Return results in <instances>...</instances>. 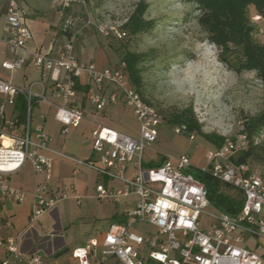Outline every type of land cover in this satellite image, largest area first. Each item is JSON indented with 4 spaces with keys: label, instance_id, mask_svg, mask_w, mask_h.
Wrapping results in <instances>:
<instances>
[{
    "label": "built area",
    "instance_id": "obj_1",
    "mask_svg": "<svg viewBox=\"0 0 264 264\" xmlns=\"http://www.w3.org/2000/svg\"><path fill=\"white\" fill-rule=\"evenodd\" d=\"M87 0H59L62 9L73 4H86ZM262 16L258 13L255 19ZM76 18L68 15L62 29L67 39L56 54L32 52L34 64L45 76L50 73L56 100L46 96V86L39 82L40 92L33 83L28 86L16 84L12 79L0 78V205L2 199L23 202L27 192L15 187L9 176L18 172L29 162L33 170L44 174L32 191L34 205L20 238L32 240L28 251L22 250L12 236L0 237V248L6 256L0 264H42V251L46 252L44 237L37 230L40 217L50 209H56L66 192L51 189L52 159L41 153L48 148L49 135L42 125L37 126L35 139L31 137L32 114L36 100L56 106L55 117L62 123L63 132L70 126H78L84 117L83 109L76 105L78 92L76 79L86 76L90 86L87 97L96 110L123 102L139 122L137 136L97 126L92 131L93 147L100 154L99 163L89 165L102 175L120 180V187L96 185V197L120 202L135 195L132 207L122 223H111L102 239L91 238L83 246L73 248L74 264H264L263 257L246 245L249 236L264 238V168L256 169L249 162L235 163L232 158L248 146L247 138L241 142L226 139L219 147L205 152L206 165L194 166L187 154L166 155L165 161L155 167H145L144 149L155 142L163 116L158 108L146 102L130 82L126 63L100 68L94 62H83L76 55L78 33ZM104 36L125 39V19L104 22L96 17L92 22ZM33 37L32 30L24 22L17 0H7L5 7L4 39L9 58L2 66L11 72L22 68L27 57L20 53ZM64 76L61 77V72ZM110 84L107 93L101 86ZM25 100V119L8 117L7 107L14 106L17 98ZM187 130L177 125L174 132ZM194 140V133L190 134ZM133 165L130 176L129 164ZM198 168L221 182L243 193V204L235 215L225 211L213 214L208 228L202 227L206 207L210 205L205 184L192 173L183 170ZM7 224H11L7 219ZM135 224L139 226L136 227ZM149 227H145V225ZM35 238L40 239L37 246Z\"/></svg>",
    "mask_w": 264,
    "mask_h": 264
},
{
    "label": "crops",
    "instance_id": "obj_2",
    "mask_svg": "<svg viewBox=\"0 0 264 264\" xmlns=\"http://www.w3.org/2000/svg\"><path fill=\"white\" fill-rule=\"evenodd\" d=\"M24 22L32 30L33 37L25 47L20 50L27 57L26 64L14 72L2 66V62L9 58L7 44L4 39L5 7L7 0H0V78L12 79L22 86L33 85L35 92L41 91L39 82L46 86V96L56 100L54 84L50 73L43 75L34 64L32 52L41 51L47 54H56L61 50L67 39V33L62 25L68 15L76 18L75 29L78 39L75 46L76 55L83 62H94L100 68L117 66L121 60L115 51L105 43V37L101 32H90L85 28L84 22L73 4L69 8L62 9L59 0H17ZM64 72H61V77ZM90 84L86 76L76 79L78 100L76 105L81 107L84 117L78 126H70L63 132V125L55 117L56 106L36 100L32 114L31 137L35 139L37 126L42 125L49 135L48 148L41 153L52 159V176L49 185L52 190L60 193L66 192L67 197L59 201L56 209L46 211L39 219L36 227L44 233L46 252L43 255L42 264H74L75 258L72 250L83 246L91 238L102 239L105 232L99 236L92 234V227L85 224L75 225V220L82 212H105L107 216H113L115 212H128L135 200V195L123 198L120 202L111 199H99L96 197V185L103 183L106 186L120 187L123 182L107 178L100 181L102 174L89 165V162L98 164L100 154L93 147L92 131L97 126H104L118 132L137 136L139 122L133 111L123 102L109 105L102 110H96L87 97ZM101 90L109 93L113 86L102 85ZM4 96L0 94V103ZM22 96L17 98L14 106H8V117L25 119V108ZM159 135V134H158ZM153 153L149 154L147 163L154 162ZM134 171L133 165L129 164L130 174ZM10 182L28 194L23 202L17 203L11 199H2L0 205V237H14L22 250L28 251L32 240L20 238V233L25 229L29 215L34 205L32 194L34 186L44 180L43 173L33 170L27 162L21 170L9 176ZM101 200V201H100ZM120 206V210L119 209ZM123 206V208H122ZM10 219L11 224H7ZM39 232V231H38ZM40 239L35 238L33 245L37 246ZM246 245L259 253L264 259V238L249 236Z\"/></svg>",
    "mask_w": 264,
    "mask_h": 264
},
{
    "label": "rangeland",
    "instance_id": "obj_3",
    "mask_svg": "<svg viewBox=\"0 0 264 264\" xmlns=\"http://www.w3.org/2000/svg\"><path fill=\"white\" fill-rule=\"evenodd\" d=\"M138 2L147 6L145 18L154 20L151 29L132 35L124 28L128 35L121 40L103 36L121 61L125 50L145 54L140 63L145 95L167 112L159 125L157 140L143 151L144 166H157L147 163L150 153L154 155L155 160H151L154 162L163 163L167 154H187L194 166L206 165V150L216 146L203 134L241 142L245 117L259 113L264 107V83L255 71L237 72L220 59V49L198 23L199 10L193 0H87L84 5H76L74 11L87 30L97 33L94 23L86 25L88 19L94 22L99 16L104 22L118 19L127 22ZM257 14L253 6L248 8L251 22L258 27L255 38L264 42V17L255 19ZM233 50L229 55L231 61L240 56L239 49ZM177 109H192L199 128L190 131L186 123H170L167 115ZM177 125H185L187 130L176 133ZM191 133L195 135L194 140L190 139ZM256 142L264 144V129ZM250 164L256 169L264 168V164L256 161ZM183 172L195 173L193 167ZM107 178L102 175L100 181L105 183ZM225 190L243 197L239 190L227 187ZM205 211L202 227L208 228L214 220L213 214L220 210L210 204ZM126 214L120 211L107 216L105 212H82L74 223L91 226L92 234L99 236L111 223H122ZM5 256L4 249L0 248V260Z\"/></svg>",
    "mask_w": 264,
    "mask_h": 264
},
{
    "label": "trees",
    "instance_id": "obj_4",
    "mask_svg": "<svg viewBox=\"0 0 264 264\" xmlns=\"http://www.w3.org/2000/svg\"><path fill=\"white\" fill-rule=\"evenodd\" d=\"M193 2L199 10L198 23L207 32L209 40L220 49V59L237 72L255 71L264 83V42L255 38L258 27L251 22L248 15V8L253 6L257 13L264 17V0H193ZM146 10L147 6L143 2L136 4L123 26L130 34L137 35L154 26V20L145 18ZM233 49H239L240 56L231 61L229 55L235 52ZM144 55V53L125 50L122 61L126 63L130 82L143 99L156 106L165 117L167 112L153 104L145 95L140 66L145 58ZM23 107L25 108V100H23ZM167 116L170 123H186L190 131L199 128L193 117L192 109H177L169 112ZM263 129L264 107L259 113L245 117L243 133L247 138L248 146L232 158L235 163L256 161L264 164V144L256 142V137ZM203 136L216 147L221 146L225 141L222 136L216 138L208 133ZM148 164L160 165L162 162H149ZM194 172L195 177L205 184L208 199L214 207L233 215L239 212L243 197L233 196L225 188L238 189L221 182L209 173H203L198 168H194Z\"/></svg>",
    "mask_w": 264,
    "mask_h": 264
}]
</instances>
